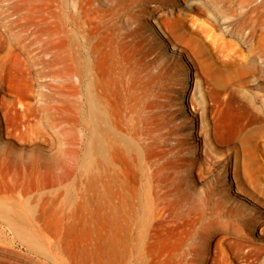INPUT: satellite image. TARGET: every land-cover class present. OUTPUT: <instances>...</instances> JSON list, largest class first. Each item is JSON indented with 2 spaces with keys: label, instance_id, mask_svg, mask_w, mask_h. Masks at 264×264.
I'll return each instance as SVG.
<instances>
[{
  "label": "rangeland",
  "instance_id": "obj_1",
  "mask_svg": "<svg viewBox=\"0 0 264 264\" xmlns=\"http://www.w3.org/2000/svg\"><path fill=\"white\" fill-rule=\"evenodd\" d=\"M0 264H264V0H0Z\"/></svg>",
  "mask_w": 264,
  "mask_h": 264
},
{
  "label": "bare ground",
  "instance_id": "obj_2",
  "mask_svg": "<svg viewBox=\"0 0 264 264\" xmlns=\"http://www.w3.org/2000/svg\"><path fill=\"white\" fill-rule=\"evenodd\" d=\"M64 5L66 6V3H64ZM60 29L61 30L59 32L57 31L53 32V34L49 36L50 39L53 40V39H58V38H61V39L62 38L63 39L72 38L71 35L66 32L64 26H61ZM70 65L71 64H69V66ZM191 74L194 75V79L192 80V87L190 89L191 90L190 94H191V97L194 96V99H195V101L192 103L191 109L194 108V110L197 113L191 112L190 115L193 120L195 121L197 120L198 122V133H200V135L203 137V140L205 142H208L211 136L212 126L210 124V121H208V118H207L206 97L204 93L200 92V85H199L200 82L194 70L191 72ZM70 79L71 77L69 76L68 81H70V83L72 84V81ZM197 105L200 111H197L195 109ZM93 112H94V116L97 122V133H96L97 134V137H96L97 138V151L99 153V156L102 157L104 155V150L106 148L105 137L107 136L109 137V139L113 140L114 139L113 136L115 135V132L112 130V127L108 125V115L104 109L103 97L101 94L97 96V99L94 104ZM195 140L200 141L198 137H195ZM239 193L246 195L243 191H239Z\"/></svg>",
  "mask_w": 264,
  "mask_h": 264
}]
</instances>
